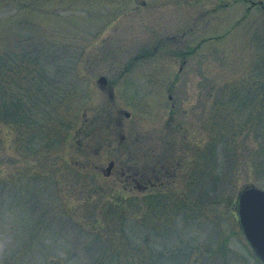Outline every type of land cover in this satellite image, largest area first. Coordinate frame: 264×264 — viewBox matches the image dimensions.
Returning a JSON list of instances; mask_svg holds the SVG:
<instances>
[{
  "label": "rangeland",
  "instance_id": "374dc122",
  "mask_svg": "<svg viewBox=\"0 0 264 264\" xmlns=\"http://www.w3.org/2000/svg\"><path fill=\"white\" fill-rule=\"evenodd\" d=\"M251 186L264 0H0V264H264Z\"/></svg>",
  "mask_w": 264,
  "mask_h": 264
},
{
  "label": "water",
  "instance_id": "95a60500",
  "mask_svg": "<svg viewBox=\"0 0 264 264\" xmlns=\"http://www.w3.org/2000/svg\"><path fill=\"white\" fill-rule=\"evenodd\" d=\"M100 82L107 84V78L102 76ZM113 165L111 162L108 172ZM238 213L253 250L264 262V190L254 186L242 190L239 193Z\"/></svg>",
  "mask_w": 264,
  "mask_h": 264
}]
</instances>
